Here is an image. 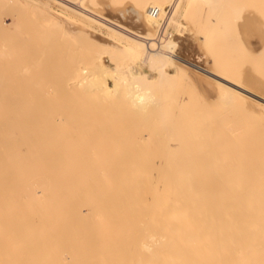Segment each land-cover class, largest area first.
Returning a JSON list of instances; mask_svg holds the SVG:
<instances>
[{
  "label": "bare ground",
  "instance_id": "1",
  "mask_svg": "<svg viewBox=\"0 0 264 264\" xmlns=\"http://www.w3.org/2000/svg\"><path fill=\"white\" fill-rule=\"evenodd\" d=\"M37 1H31L33 7L49 11L48 19L58 15L50 12L51 3L79 17L93 40L82 37L87 33L80 35L88 43L85 60L89 66L82 77L67 83L66 91L55 90L53 98L49 99L48 92L35 97V88L41 84L32 87L30 97L20 91L25 85L0 82V127L7 124L11 132L10 149L0 145V264H264V145L258 144L264 143V132L255 131L264 127L260 123L264 89L256 87L257 80L245 74L237 84L229 74L211 72L205 64L180 57L181 51L177 56L176 38L168 39L164 33L182 0H131L133 9L125 6L112 17L82 6L83 0ZM123 1L108 0L111 4ZM165 2L170 4L163 7ZM133 11L140 18L141 33L121 21ZM245 16L249 19L244 18L242 28L247 43L263 45V25L255 16L251 19L247 12ZM11 18L9 26L0 21V54L12 50L10 54L43 55L35 58L36 65L62 61L51 54L59 50L56 41L50 40L55 33L44 34L52 25L41 31L31 22L19 24L18 15ZM96 25L106 35L96 34ZM177 33L178 37L187 35ZM98 40L92 48L91 43ZM103 47L120 50H107L111 55L122 53L140 60L155 69L157 77L135 74L129 65L109 73L100 51ZM190 72L196 76L192 75L197 87L212 93L204 101L208 105L202 102L206 108L214 101L209 100H221L219 111L211 109L213 105L204 109L215 111H206L215 120L190 110L197 100H189L192 105L181 100L182 108L188 103L189 110H175L171 103L156 100L160 89L163 96L164 90L167 93L163 99L170 97L173 85L188 80ZM108 73L112 86L105 78ZM200 75L211 76L212 84ZM163 87H170V92ZM75 89L81 95L80 106L71 113H55L53 101ZM172 97L177 104V94ZM222 102L229 105L228 110L238 107L230 110L236 114L226 111L232 116L240 110L239 115L254 117L251 129L261 137L252 131L257 137L252 139L250 125L242 124L244 117L238 119L241 123L229 125L234 119L224 121L227 117L222 116L224 124L217 123L216 117L226 110ZM133 105L138 118L129 111ZM77 118L81 125L75 129L69 121ZM19 119H23L21 126ZM129 121L139 124L129 127ZM242 126H248L249 132H240L246 129ZM23 128L32 133L31 138L22 135ZM138 138L142 146L135 145ZM155 157L160 160L156 158L157 164L151 162Z\"/></svg>",
  "mask_w": 264,
  "mask_h": 264
},
{
  "label": "rangeland",
  "instance_id": "2",
  "mask_svg": "<svg viewBox=\"0 0 264 264\" xmlns=\"http://www.w3.org/2000/svg\"><path fill=\"white\" fill-rule=\"evenodd\" d=\"M13 0H0V21H3L4 26H9L10 22H12V18L11 15H18L19 18V24L21 25H30L31 22V26H35L37 25L36 29L38 30L41 28V31H46L48 30L47 28L45 29V27H48L50 25H52V27L49 28V32L47 34V32H44L45 35H50L53 34L52 32L55 33V38H53V35H50V40L52 42L56 41V44H58V49L59 50H55V52H52V56L53 58L57 57L58 58H63L61 62L54 63V62H49V63H40L38 65L35 64L36 60L35 58L38 57H42L43 55L41 54H28L23 52L22 53H11L12 51H4V53L0 54V82L5 83L10 82V85H17L20 84L25 85L24 87H20V91H23L27 96L30 95L29 93L32 92L33 88L35 87L36 84H41V87H36L35 88V97L39 98V97H43L44 96V92H48L50 93L48 95L49 99L53 98L52 93L56 90L58 93L60 92V90L62 91H66L67 90V83H71L72 81L77 80L78 78L83 76V70L85 67H88L89 65L87 64V61L85 60V51L87 50L86 46L88 45L82 42V39H80V35L82 36L83 34H86V30H84L86 27V25L83 27L82 24L79 23V17H76L74 14H72L70 11H67L66 9H62L61 7H59L56 4L51 3L50 5V12H54L55 14H58L57 16L48 19L49 16V11L42 9V8H37L35 9L34 2H38L37 0H29V3H26V0H15L17 2H14L15 7H17V9H13L14 7L12 6ZM31 1H34L31 3ZM77 1V0H76ZM193 0H182L179 4V6L176 8L174 14H173V18L170 21V23L167 26L166 32L164 33V37L165 36H169L167 37L168 39H172V38H176V42L179 46V49L177 51V56L179 55V52L181 51L182 54H180V57L184 56V59H188V61L193 62V61H197L199 64H205L207 65V67L209 68V70L211 72H215V73H221L224 74L225 76H228V74L230 76H228L231 80L234 81V83L237 82V84H241L243 81V77L245 76V74L249 75V76H253L255 80H257V84L256 87L258 89H264V43L263 45H259L258 47H253L250 44L247 43L246 37H245V33L244 30L242 28V25L244 24V18L247 17L245 16V13L247 12V15L252 16L253 13L254 15L252 17H256V21H259L261 25H263L264 27V0H222L220 2H215L212 3L211 1H205V0H194V2H192ZM7 2V3H6ZM11 3V5H10ZM35 3V4H36ZM190 3V5H188ZM168 4H170V2H165L163 3V7L167 6ZM18 5V6H17ZM82 6H86L87 8L94 10V11H99L101 13H105L109 16H114V13L118 10L121 9L123 7H131L133 9V5L131 0H124L122 3H109L108 0H83V2H81ZM20 6V7H19ZM190 6V7H189ZM9 7L11 12L9 11ZM186 7V8H185ZM188 7V8H187ZM60 8V9H59ZM242 8V9H241ZM245 10H244V9ZM13 9V10H12ZM168 7L166 9V12L168 11ZM240 9V11H239ZM4 10V11H3ZM16 10V11H15ZM54 10V11H53ZM234 10V11H233ZM238 10L240 12V16L238 15ZM248 10H250L248 12ZM9 11V12H8ZM236 11V12H235ZM242 11V12H241ZM16 12V13H15ZM59 12V13H58ZM18 13V14H17ZM251 13V15L249 14ZM20 14V15H19ZM170 14V12L167 14L166 13V17ZM63 15V16H62ZM179 16V17H178ZM47 17V18H46ZM250 17L251 19H254ZM11 18V19H10ZM10 21H7L9 20ZM179 19V20H178ZM245 19H249L248 17ZM73 21H75V24H80L79 26L82 27V29L84 30V32L80 31L82 29H80V27L78 25L75 26V24L73 23ZM121 21L127 25L128 27H130L131 29L137 31V32H142L143 31V27L141 25V21L140 18L138 16V14L136 12H130L129 14L125 15L124 17H122ZM180 22V24L176 23L174 24L173 22ZM27 22V23H26ZM73 24H72V23ZM78 22V23H77ZM263 22V24H262ZM26 23V24H25ZM33 23V24H32ZM36 24V25H35ZM178 25V26H177ZM78 26V27H77ZM184 26V27H182ZM77 27V28H76ZM52 28V30H51ZM56 28V29H55ZM87 28V27H86ZM35 29V31H37ZM80 29V30H79ZM99 29V30H98ZM95 32L96 34L100 33V36L102 35H106V30L103 28L98 27L97 25L95 26ZM177 30L179 33L182 34H187L184 37H178ZM186 30V31H185ZM99 31V32H98ZM187 32V33H186ZM56 33H58L57 37H56ZM168 33L170 35H168ZM24 34V33H23ZM102 34V35H101ZM184 34V35H185ZM90 34L87 33V36H82L84 37V39H87L86 37H88L89 39L92 37ZM207 35V36H205ZM158 36V35H157ZM209 37L206 39V41L208 40V42H204L203 40H201L203 37ZM156 38H160L156 37ZM163 38V37H161ZM201 38V39H200ZM203 38V39H204ZM264 38V37H263ZM54 39V40H52ZM57 39V40H56ZM59 39V41H58ZM65 39V40H64ZM83 39V40H84ZM93 40V38H92ZM59 42V43H58ZM63 45L62 42H64V44H66V47H63L61 44ZM99 42H101V40L98 41H93L91 43V47L92 48H96L95 46H97V44H99ZM264 42V39H263ZM192 43V44H191ZM60 44V45H59ZM60 46H62V48H64L63 50H60ZM191 46V47H189ZM71 47V48H70ZM118 49V48H117ZM117 49H107L105 47L101 48L100 51L103 52L104 54H102V58L105 60L107 66H108V70L110 73V70H113L114 68L117 67H122L124 65H129L130 70H132V72H134L135 74H137L138 72L147 75L149 78H156L157 77V72L155 71V69H151L150 67H148V65L146 64H142L140 63V60H136L134 61L131 57H127L125 56V54L122 53H118L116 55H111V51L108 52L107 50H114V51H120ZM183 51V52H182ZM186 52V53H185ZM189 52V53H188ZM6 53L9 55H6ZM188 56H186V55ZM8 56V58H7ZM48 56V55H46ZM51 56V55H49ZM51 56V57H52ZM186 56V58H185ZM190 56V57H189ZM214 61L217 60V63L214 64ZM43 58V57H42ZM193 58V59H192ZM212 59V60H211ZM132 60V62H131ZM178 61H180L179 59H177ZM175 60L172 61V64L169 65V70L173 71L174 70V63H177ZM213 61V63H212ZM35 64V65H34ZM218 69L219 72H216ZM215 70V71H214ZM86 71V70H85ZM224 71V73H223ZM192 72V71H191ZM190 72V78L187 79H181L177 82L176 86L173 85L175 88L172 90V93L170 92L169 88L165 87L167 91H169L170 93H168V95L170 96H175L177 94V104H175L176 102L173 103V101L176 100V97L174 98L175 100L171 101L170 97L167 96V100L163 99V91L162 94L160 93V90L157 91L158 94H156V96H158V98L156 97L157 101H162L164 102H168L171 103L173 105V109H179V110H192L193 109H197V111H202V113H206V111H209V113L211 112V110H204V109H209V107L211 105H213V107L211 109H215L219 111V105L221 106V100L219 99V102L217 101V98L209 100L210 101H215V104H213V102H211L208 108H206L204 106L203 103H205L204 101H206L207 98L212 96V93L207 92V90H204L200 87H197V83H195V80H193V76H195L194 74H192ZM108 74H105V78L107 80V83L112 86V79H110V76ZM202 75H200L201 77ZM204 76V75H203ZM203 76L201 77L202 79ZM232 76V77H231ZM196 77V76H195ZM205 83H209L212 84V77L207 75L204 76ZM208 78V79H207ZM196 79V78H194ZM211 79V80H210ZM192 80V81H190ZM210 81V82H206V81ZM1 83V84H2ZM33 87V88H32ZM58 87V90H57ZM163 87L162 90L165 89ZM9 89V88H7ZM172 89V88H171ZM11 90V89H10ZM176 90V94L174 93V91ZM62 91V92H63ZM74 93L72 94L71 92L69 96H66L64 98H60L59 101H53V108L55 110V113L57 114H64V113H71V110H73L74 108H78L81 104V101L79 100L80 92L78 89L73 90ZM165 95L167 94L166 91L164 90ZM61 93V92H60ZM173 93L175 95H173ZM264 94V91L262 92ZM57 94V93H55ZM72 94V95H71ZM80 95V96H79ZM164 95V96H165ZM26 96V97H27ZM163 96V97H164ZM261 97H263L262 94H260ZM19 97V96H18ZM24 96H20L19 98L21 100H23L24 98H26ZM31 97V95H30ZM29 97V98H30ZM161 97V98H160ZM166 97V96H165ZM164 97V98H165ZM172 97V99H173ZM11 98V95H10ZM169 98V99H168ZM130 99V98H129ZM162 99V100H160ZM183 99V100H182ZM188 101H187V100ZM192 99V102L195 101V106H191V107H187L188 103H190L192 105V103L190 102ZM181 100L184 103V105L186 104L185 101H187V109L185 106L181 104ZM190 100V101H189ZM200 100V101H199ZM251 100V99H248ZM197 102V103H196ZM199 102L202 104H200V106H203V110L198 109L197 107L200 106H196V104H199ZM203 102V103H202ZM208 102V103H209ZM219 103V104H217ZM85 104V102H84ZM206 105L207 102L205 103ZM222 106H225V109H223L222 107H220V109L224 111V114L222 112V114L220 113L216 118L219 120L221 119V117L225 116L227 118H222L224 119V121L227 119V121L232 119V123H228L229 125H233L236 124V122H239L238 119L240 118V120L242 119V117H244V122H242V124L244 123V125L246 124H253V121H250V119H254V117H248L250 116V114L247 115H239L241 112L240 110H238L236 116H232L235 115V111H237L238 107L235 109L234 106H232L233 110L235 111H230L228 110L227 105L222 102ZM129 105H130V101H129ZM181 105V106H180ZM131 106V105H130ZM231 106V105H230ZM151 107H154V105H152ZM175 107V108H174ZM218 107V108H217ZM68 108L67 110H64ZM73 108V109H72ZM192 108V109H191ZM201 108V107H200ZM134 109V105L133 107H129V111H131V113L134 115V111L131 110ZM240 109V108H239ZM194 110V111H195ZM229 111V113L234 112L232 115L229 114L226 111ZM215 112V111H212ZM212 112L210 114H212ZM217 112V111H216ZM226 112V113H225ZM244 112V110H243ZM131 113H129V120L133 119V115H130ZM209 113H206L205 115H208L209 118H211V115H209ZM216 114V113H214ZM225 114H229L228 116H226ZM244 114V113H243ZM247 114V113H245ZM11 116V115H10ZM9 116V117H10ZM132 116V119L131 117ZM135 117H137L136 115H134ZM247 121H250L249 123L245 122V118ZM213 117V116H212ZM138 118V117H137ZM136 118V119H137ZM214 118V119H213ZM211 118L213 120H215V116ZM261 118V117H259ZM221 119V121H216L217 123L223 122V120ZM237 119V120H235ZM252 119V120H253ZM260 121V119H257V117L255 118V121ZM22 121L23 119H19L18 123L20 124V126L22 125ZM226 121V122H227ZM242 121V120H241ZM263 123H262V122ZM260 123L262 124V126H264V120L263 118H261ZM70 124L76 126L75 129H77V127L79 125H81L79 118L73 120L72 122L69 121ZM137 122H140L139 120ZM137 122H134L133 126L138 125ZM225 122V123H226ZM256 122V125H261L260 123ZM129 121V127L132 126V124ZM241 123V122H239ZM141 124V122H140ZM78 125V126H77ZM131 125V126H130ZM241 125V124H240ZM248 125V126H249ZM225 126H228L227 124ZM238 126V125H237ZM247 126V128H248ZM255 127V124L252 125ZM250 125V129L252 127ZM261 126V127H262ZM244 127V126H242ZM241 127V128H242ZM254 127H252L254 129ZM260 127V126H259ZM257 128L259 129L255 131L259 132L260 134H262L264 132V127L262 128L263 131H260L261 128ZM240 128V130H242ZM246 128V126L244 127ZM247 128L240 132H244V131H248ZM142 129V128H141ZM140 129V131H141ZM20 130V129H19ZM253 131V133L258 136L259 134H256V132L254 130L251 129L250 131V136L251 133ZM262 132V133H261ZM15 135L17 136V131H14ZM21 133L23 136H25L26 138H31L32 137V133L28 130L23 128L21 130ZM240 133V136L243 134ZM139 134H145L144 131H141V133ZM138 134V136H139ZM253 134V135H254ZM140 135V136H141ZM245 135L251 139V137H249L247 134L244 133V137L242 138H247L245 137ZM255 135L252 137V139L255 137ZM259 137H261V135H259ZM19 140H21V137H18ZM240 141L245 142L246 139H242ZM247 138V139H248ZM257 138V137H255ZM264 138V135L262 136V139ZM139 139V138H138ZM76 140V138L74 139ZM257 140V139H256ZM140 139L135 143V145H140L142 146V144H144L143 140H141V144H139ZM259 142V140H258ZM259 146L264 145V143L260 144L258 143ZM0 145H6L4 148L5 149H10L11 147V132L10 129L8 127L7 124H5V126H1L0 127ZM130 147L135 146L129 143ZM80 144L75 145V148H79ZM139 147V146H138ZM158 158L155 157L153 158L154 160ZM152 159V160H153ZM151 162L152 163H158L160 160L158 158V160L156 159V161L154 162V160Z\"/></svg>",
  "mask_w": 264,
  "mask_h": 264
},
{
  "label": "built area",
  "instance_id": "3",
  "mask_svg": "<svg viewBox=\"0 0 264 264\" xmlns=\"http://www.w3.org/2000/svg\"><path fill=\"white\" fill-rule=\"evenodd\" d=\"M152 13L155 14L156 13V10H154ZM159 34H161V33H159Z\"/></svg>",
  "mask_w": 264,
  "mask_h": 264
}]
</instances>
